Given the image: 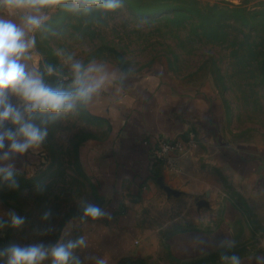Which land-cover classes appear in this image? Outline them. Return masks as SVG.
Listing matches in <instances>:
<instances>
[{
	"label": "rangeland",
	"instance_id": "obj_1",
	"mask_svg": "<svg viewBox=\"0 0 264 264\" xmlns=\"http://www.w3.org/2000/svg\"><path fill=\"white\" fill-rule=\"evenodd\" d=\"M147 2L159 10L137 13L122 2L115 10L95 8L87 14L64 6L46 8L48 16L37 30L35 46L44 65L70 77L59 88L63 91L73 89L72 63L86 68L103 61L132 73L163 74L213 100L216 117L221 112L219 141L241 150L247 162H242L241 177L231 151L226 153L225 166H213L221 188L211 202L191 204L189 200V231L194 230L196 237L202 230L216 231L224 225L225 238L236 241L229 254L235 252L241 264H259L258 258L264 257V0ZM49 115L35 113L32 121L47 129L44 165L33 174L14 169L18 187H10L0 173V220L4 221L0 234L6 237L0 250L12 244L50 246L86 238L94 221L81 219L82 202L107 210L102 190L81 162L85 143L109 133L107 120L79 102L72 112L55 120ZM253 153L258 170L250 178L254 166L250 168L248 161L255 159ZM210 157L218 158L215 149L211 148ZM9 213L22 217L24 223L13 227ZM45 213H50L47 219ZM206 214L207 224L202 220ZM185 231L183 225L159 232L168 238ZM221 251L218 245L189 247V260H185L177 256L186 253L184 247L163 245L159 252L132 255L121 264H224ZM75 254L82 261L79 249ZM6 260L0 256V264ZM41 264H52L51 257Z\"/></svg>",
	"mask_w": 264,
	"mask_h": 264
},
{
	"label": "crops",
	"instance_id": "obj_2",
	"mask_svg": "<svg viewBox=\"0 0 264 264\" xmlns=\"http://www.w3.org/2000/svg\"><path fill=\"white\" fill-rule=\"evenodd\" d=\"M26 14L28 10L0 7V19L21 27ZM31 14L47 17L48 11L42 9ZM36 33L37 30L27 35L35 39ZM28 55L30 59L21 62L29 72L40 76L41 53L34 46ZM89 67L101 70L91 73L94 78L104 75L106 79L86 105L107 120L109 133L85 143L81 162L90 179L102 190L111 219L92 222L85 238L87 247L79 249L83 264H95V257L104 258L106 264H121L132 255L159 252L163 245L172 249L184 247L186 253L175 252V255L189 260V247L219 245L225 239L224 225H218L216 231L202 230L198 236L196 233H193L196 237L192 236L189 200L198 204L215 198V190L221 185L213 166H225L227 152L235 153L238 177L242 162L247 160L242 159L241 150L219 141L221 112L216 117L213 100L200 95L193 86L177 84L157 72L132 73L117 63L103 61L92 62L86 68ZM9 100L14 106L22 107L19 97L9 95ZM9 127L16 126L6 121L5 128ZM161 136L191 142L189 157H179L172 165L155 159L150 143ZM8 143L6 140L5 144ZM211 148L218 158L210 157ZM43 150L45 147L41 145L24 154H12L11 159H0V167L13 165L15 170L26 169L28 174H33L47 161ZM3 151H8L7 147ZM253 154L255 159L248 161L250 168L254 166L248 174L250 178L256 177L258 170L257 154ZM203 218L207 224L208 216ZM183 225L186 231L178 237L174 234L164 238L159 232Z\"/></svg>",
	"mask_w": 264,
	"mask_h": 264
},
{
	"label": "clouds",
	"instance_id": "obj_3",
	"mask_svg": "<svg viewBox=\"0 0 264 264\" xmlns=\"http://www.w3.org/2000/svg\"><path fill=\"white\" fill-rule=\"evenodd\" d=\"M64 6L69 11L87 14L95 8L115 10L120 7V0H0V7L9 10H28L22 17L24 27L10 20L0 19V159H11L12 154H24L29 149L39 148L46 139L47 129L33 123V114L48 113L50 120H55L62 113L72 112L77 103H87L92 95L104 84L106 77L94 78L91 73L100 72L98 68H85L80 62L71 65L74 75L73 89L63 91L46 85L39 74L29 72L22 60L30 59L29 50L34 48L35 39L27 32L39 30L47 17L39 13L44 8ZM27 29V32L26 30ZM71 59V57H69ZM52 72L51 68H48ZM9 95H15L22 101V107L14 106ZM15 125L5 128V122ZM9 141L7 145L5 141ZM7 147L8 151H3ZM4 179L10 181V187H18L14 179V166L0 167ZM81 219L97 221L111 219V213L99 204L83 201ZM13 227H19L24 219L15 213H9ZM50 213H45L47 219ZM4 221L0 220V228ZM236 241L225 238L218 248L222 249L220 259L224 264H241L240 257L228 250L235 248ZM87 247L83 236L54 245L31 244L20 246L12 244L0 250V256H6V264H41L51 257L52 264H82L75 254L77 249ZM95 264H106L104 258L95 257ZM264 264V257L258 258Z\"/></svg>",
	"mask_w": 264,
	"mask_h": 264
},
{
	"label": "built area",
	"instance_id": "obj_4",
	"mask_svg": "<svg viewBox=\"0 0 264 264\" xmlns=\"http://www.w3.org/2000/svg\"><path fill=\"white\" fill-rule=\"evenodd\" d=\"M63 78L68 79V76L66 77V75H64ZM145 143L150 142L149 140H145ZM190 144L191 142L188 141L161 136L150 143V151L153 157L158 161H163L172 165L179 157H189L191 154Z\"/></svg>",
	"mask_w": 264,
	"mask_h": 264
},
{
	"label": "trees",
	"instance_id": "obj_5",
	"mask_svg": "<svg viewBox=\"0 0 264 264\" xmlns=\"http://www.w3.org/2000/svg\"><path fill=\"white\" fill-rule=\"evenodd\" d=\"M147 1L150 0H120V2L127 4L129 8H131L133 11L140 13V12H157L159 10V7L153 4H149ZM152 1V0H151ZM46 9V8H44ZM51 58H55L54 55H51ZM54 63H50V66L54 67ZM119 65V64H118ZM39 73L41 78L43 79L44 83L52 88L59 89L64 82L68 81V79H64L62 74H58L56 71L49 72L48 66L44 65V62H41ZM6 242V237H3L0 234V245L4 244Z\"/></svg>",
	"mask_w": 264,
	"mask_h": 264
}]
</instances>
